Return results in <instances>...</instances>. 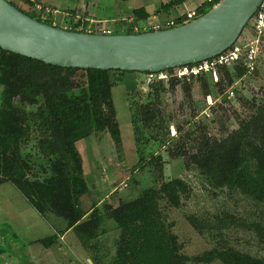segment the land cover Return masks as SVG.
Instances as JSON below:
<instances>
[{
	"label": "trees",
	"instance_id": "obj_1",
	"mask_svg": "<svg viewBox=\"0 0 264 264\" xmlns=\"http://www.w3.org/2000/svg\"><path fill=\"white\" fill-rule=\"evenodd\" d=\"M219 1L204 2L198 10L202 15ZM16 6L53 25L51 19H42L35 12ZM132 12L133 24L128 29L113 31L114 34L143 32V29L137 31L135 26L146 21L149 13L142 8ZM177 21L183 23L184 18L179 17ZM87 26L88 22L79 21L73 22L71 28L87 32ZM259 61L260 58L253 69L240 59L218 66L216 76L212 73L196 76L203 87L205 102L213 103V86L222 97L235 83L244 86V77L258 72ZM79 71L83 72L82 81L78 78ZM123 72L134 71L58 66L0 46V85L3 87L0 185L11 182L43 216L54 214L64 219V230L41 241L50 246L59 234L73 228L81 243L91 246L92 242L98 241L105 218H109L116 222L119 235L115 258L106 264H188V260L196 264L217 261L222 264H264V257L222 242L220 237L225 229L239 225L251 228L241 217L226 210L209 216L188 214L187 220L199 233L213 234L215 231L220 242L192 256L180 252L184 244L179 243L178 234L172 229L175 222H167L168 211L183 206L184 196L190 193L191 186L182 177L165 179L162 154H153L148 160L141 158L143 162L156 165L159 186L146 187L138 197L123 201L117 207L109 201L94 206L88 218L83 220L85 213L81 201L90 187L84 177V159L77 143L99 132H109L117 145L121 143V124L112 91L114 73ZM207 76L214 81L212 86ZM189 81L173 78L170 84L181 83L186 94L191 96L193 82ZM165 89L164 82L154 81L150 90L154 100L131 104L138 143L143 141L145 131L153 126L158 131L151 137L163 145L174 139L168 138L172 133L169 127L159 132L162 125L158 121L160 110L156 102ZM260 91L264 95V86ZM222 103L226 104L228 100ZM244 106L249 109L248 115L239 116V126L225 137L209 134L204 126H196L193 122L198 139L196 150L187 152L176 145L169 153L171 158L183 157L186 167L196 170L214 195L238 192L255 204L264 205V99L254 95L245 100ZM186 135L192 134L186 131ZM37 157L45 161L39 164ZM38 165L40 168L37 169Z\"/></svg>",
	"mask_w": 264,
	"mask_h": 264
},
{
	"label": "rangeland",
	"instance_id": "obj_2",
	"mask_svg": "<svg viewBox=\"0 0 264 264\" xmlns=\"http://www.w3.org/2000/svg\"><path fill=\"white\" fill-rule=\"evenodd\" d=\"M10 1L27 11L35 12L42 19H51L53 25L69 30H72L73 22L82 21L88 22L87 32L100 33L103 29H111L116 32L120 29H128L134 22L132 9L128 6L129 0ZM162 1L166 0H160L157 3L159 4ZM147 9L152 11L153 7L149 6ZM174 14L173 10L157 16L152 12V19H147L144 22L140 21L135 28L138 27L143 29V31H147L148 27L145 26L152 23L153 20L165 22L160 19L169 16L173 17ZM123 20L125 21L124 24H122ZM82 27L83 25L80 26V29ZM253 35V24L250 21L238 40L250 39ZM258 67L257 73L244 77V86H240V83H235L228 89L226 93L234 90V95L230 98L224 99L225 95L222 97L213 86L212 95L214 101L210 104L205 102L203 87L196 77L186 76L180 78L170 75L168 78L151 79L148 73L138 71L114 73L116 77L114 79L112 98L121 124L122 141L117 145L109 132H99L78 141L77 145L84 159V177L91 186L90 193L82 197V210L84 212L87 210L86 205L90 203L91 198L99 201L98 199L103 195H107L114 186H117V192L112 196L114 200L115 198L132 200L138 197L146 187L159 186L156 165L146 161L143 162L141 158L145 157L148 160L153 154H162L165 179L182 177L191 186L190 193L184 196L183 206L178 209L170 208L168 211L167 222H175L172 229L174 233L178 234L179 243L184 244V246L180 247V252L186 256L202 253L217 246L220 238H223V243L227 242L228 245H232L237 249L264 257V205H257L238 192L228 193L225 191L214 195L202 176L196 170L186 167L183 157L171 158L169 153V149L176 145L187 152L196 150L198 139L196 138V133H194L196 132L195 124L196 126H204L209 134L218 137H225L230 130L237 128L239 126V116L242 115L244 117L249 112L248 107L244 106L245 100L254 95L264 99V95H261L260 91L261 87L264 86V49L260 56ZM165 71L169 74L174 73L171 68ZM78 78L81 81L83 80L82 71H79ZM173 78L193 82L191 96L186 94L181 83L170 84ZM207 78L212 86L214 81L209 76ZM154 81L164 82L166 88L161 91L156 102L160 110L158 121L162 125V128H159V132H164L169 127L172 133L168 138L174 137V139L166 141L164 145L155 140L154 137H151L152 134H156L158 128L153 129L155 128L154 126L148 128L145 131L143 141L138 143L133 127L135 118L132 116L133 109H131V104L135 102L136 104L147 103L150 100H154V97L150 96L151 84ZM237 87H240V89H236ZM2 88L0 85V103ZM223 100H228V103L223 104ZM193 122L196 123L193 124ZM179 127L182 128V133L179 132ZM186 131L191 132L192 135L190 137L187 136ZM30 145H28L27 150L30 149ZM38 159L39 164L45 161L44 159ZM38 168H40V165H38ZM104 177L106 180H103ZM30 203L29 200L22 197L20 191L13 184L7 183L0 186V230L5 235H10L11 230L2 221L11 212L18 217L21 216L22 219L19 218V220H23V222H37V226H42L43 223L40 216ZM222 210L241 217L251 228L247 225H239L225 229L223 236L219 238L216 236L215 231L213 234L208 231L199 233L187 220V215L190 213L209 216ZM53 216L64 222V219L54 214ZM110 221L113 222L112 220ZM257 225L260 227H257ZM107 226L114 236L118 235V230L115 226ZM41 228L43 230H40ZM41 228L38 230L31 229L26 235L48 234L47 227L42 226ZM20 230L21 233H26L25 228ZM10 244L13 245L10 241H3L0 245L3 249H6V246ZM46 249L42 245H34L29 247V252L39 253L45 264H58L52 257L51 252L49 253ZM7 254V258L10 259L11 253L8 252ZM63 254V256L57 257L59 264H85L78 258L79 256H77L73 248H66ZM18 262L20 263V260ZM188 264L196 263L188 260ZM211 264L222 263L217 261Z\"/></svg>",
	"mask_w": 264,
	"mask_h": 264
},
{
	"label": "water",
	"instance_id": "obj_3",
	"mask_svg": "<svg viewBox=\"0 0 264 264\" xmlns=\"http://www.w3.org/2000/svg\"><path fill=\"white\" fill-rule=\"evenodd\" d=\"M264 0H220L187 23L136 33H93L50 25L0 0V46L49 64L158 72L217 56L238 41ZM229 97L226 93L224 99Z\"/></svg>",
	"mask_w": 264,
	"mask_h": 264
},
{
	"label": "crops",
	"instance_id": "obj_4",
	"mask_svg": "<svg viewBox=\"0 0 264 264\" xmlns=\"http://www.w3.org/2000/svg\"><path fill=\"white\" fill-rule=\"evenodd\" d=\"M158 1L160 0H129L128 6L130 9H132V11L134 9H139V8L144 9L147 13H149L148 19L153 18L152 12H154L155 16H157L158 14H162L166 11L173 10L175 13L173 17L169 16L167 18L160 19L163 21H167L168 19H174V17H178L184 11L199 8L205 2V0H184L179 2H177V0H168V1L166 0L158 4L157 3ZM149 6L153 7L152 11H149L147 9ZM152 22L153 23L157 22V20H153ZM103 180H106L105 177L103 178ZM122 181L123 179L120 182L122 183ZM7 183H11V182L3 183L0 186H3ZM89 187L90 189L87 194H89L91 191V186L89 185ZM116 188L117 186L112 187L111 191H109L107 195H103L101 198L98 199L99 201L92 200L91 198L90 203L86 205L87 210L84 212L85 215L83 217V220H86L88 218L89 214L94 209V206L101 205L106 201H109L111 204H113L114 207H117L123 201H129V200H122L117 198H115L116 200L115 201L112 196L115 195V192H117ZM22 197L25 198L23 195ZM30 205L40 216V219L42 220L43 223L42 226L47 227L48 234L45 233V235L43 234V235H30V236L26 235L29 230L36 229V227H38L36 229L38 230L42 226L41 225L37 226L38 225L37 222L35 223L33 222L29 223L28 221L23 222V220H19V218L22 219L21 216L18 217L13 212H11L10 215H8V217L3 218L4 220L2 221V223L6 224L9 227L11 233L10 235H5L0 230V244L3 241L5 242L10 241L11 243H13V245L12 244L7 245L6 249H3L2 246L0 245L1 246L0 264H18L19 263L18 260H20L19 264H45L44 260L40 257L39 253L36 254L29 252V247H33L34 245H42L44 248H47L46 250L49 253L51 252L52 257L58 262V264H59V259L57 257H59L60 255L63 256L64 255L63 252L65 253L66 248H73L77 256H79L78 258L81 259L85 264H106L114 260L117 249L116 242L119 234L117 236H114V234L109 231V228L107 226V225H112L116 227V222L114 220L105 218L104 223L102 224L101 227V235L97 242H92L91 246H84L79 240L76 231L73 228H70L64 231L63 233L59 234V237L50 246H46L41 240L48 238L54 233H57L58 230L61 229L64 230L66 227V222L58 220L57 218H54V216L51 217L50 215L43 216L34 207L32 203H30ZM110 220H112L113 222H111ZM22 228H25L26 230L25 234L20 232L21 231L20 229ZM40 230L43 229L41 228ZM8 252L11 253L10 259L7 258Z\"/></svg>",
	"mask_w": 264,
	"mask_h": 264
},
{
	"label": "built area",
	"instance_id": "obj_5",
	"mask_svg": "<svg viewBox=\"0 0 264 264\" xmlns=\"http://www.w3.org/2000/svg\"><path fill=\"white\" fill-rule=\"evenodd\" d=\"M213 1L214 0H205V2L209 3H212ZM200 15L201 13L199 12L198 8H195L182 12L177 18L168 19L165 22H152L145 27H148L149 30L147 29V31L172 28L179 24L194 20ZM179 17L184 18L183 23H178L177 19ZM250 21H252L254 29V35L250 39H244L241 41L238 40L222 53L204 61L179 65L175 68H171L174 70V73L172 74H169L165 70L158 72L149 71V77L151 79L168 78L170 75L180 78L186 76L196 77L203 73H212L216 76V69L218 66L229 65L239 61L240 59H243L247 66L253 69L257 64L264 48V1L261 3L260 7ZM135 29L138 31L141 28L136 27ZM101 33L112 34L113 31L111 29H103ZM228 93L229 97H232L234 95V90H230Z\"/></svg>",
	"mask_w": 264,
	"mask_h": 264
}]
</instances>
